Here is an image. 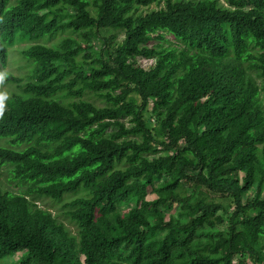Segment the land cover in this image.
I'll return each instance as SVG.
<instances>
[{"label":"trees","instance_id":"1","mask_svg":"<svg viewBox=\"0 0 264 264\" xmlns=\"http://www.w3.org/2000/svg\"><path fill=\"white\" fill-rule=\"evenodd\" d=\"M158 1L0 0V76L17 43L31 66L0 100V166L25 188L0 190V259L264 264V0L139 12Z\"/></svg>","mask_w":264,"mask_h":264},{"label":"rangeland","instance_id":"2","mask_svg":"<svg viewBox=\"0 0 264 264\" xmlns=\"http://www.w3.org/2000/svg\"><path fill=\"white\" fill-rule=\"evenodd\" d=\"M172 1H195V0H172ZM218 5L222 8H227L228 6L226 5L224 0H217ZM164 7V0H159L157 3L151 4L148 7L141 8L139 12L146 13L150 12L153 10H158L160 8ZM69 34H64L60 36L57 39H53L51 41H48L44 39L40 43L46 45V46H55L59 43V41L65 37H67ZM73 36V35H71ZM121 37V35H119ZM167 42L170 44H174L175 41L172 40L169 36H166ZM97 42H93L90 44V47L92 50L95 48ZM29 43H17L13 45L9 49L8 53V61L5 69L3 70L0 79V100H5V99H10L17 95L20 91L21 85H23L27 80H28V75L30 73L31 66L29 65L28 62L21 60L20 59V51L24 49ZM163 46H166V44L163 42ZM81 60V59H79ZM153 60L146 61L145 64L149 65L152 64ZM252 77H254L255 81L258 83V85L261 84L260 78L257 77L254 73L251 72ZM10 77V78H9ZM93 100V97H91ZM97 104H99V101H96ZM259 102L264 110V93L260 92L259 95ZM146 121L148 126L152 129L154 134H157L158 132V124L156 120L150 115L149 112L146 113ZM0 144H2L0 142ZM10 166L8 165H1L0 166V190L1 191H9L12 193H18L22 192L25 190L24 187L18 186L16 181L13 180L12 174L10 173ZM254 193V188L251 189L247 193V195H251ZM153 195H148L147 199H153ZM67 199H70V197H67L64 201ZM216 200L221 202L225 209L230 212L232 211V208L229 205V201L225 198H219L216 197ZM63 202H55L53 200L47 199V198H38L36 200V205L44 210L49 211L59 222H61L66 229L69 231L71 235H76L77 234V229L74 225H72L68 219L64 217L61 211V206ZM177 211L175 212H170L172 215H175ZM224 219L225 223L223 225H220V228H224L227 224L226 222V214L220 212L219 213ZM23 255V253H17L11 257H7L4 259H0V264H15V262Z\"/></svg>","mask_w":264,"mask_h":264}]
</instances>
